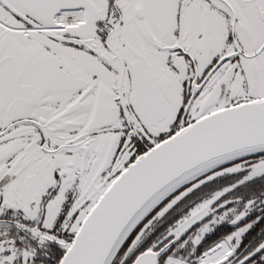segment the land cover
<instances>
[{
    "label": "snow or ice",
    "instance_id": "snow-or-ice-1",
    "mask_svg": "<svg viewBox=\"0 0 264 264\" xmlns=\"http://www.w3.org/2000/svg\"><path fill=\"white\" fill-rule=\"evenodd\" d=\"M0 264H264V0H0Z\"/></svg>",
    "mask_w": 264,
    "mask_h": 264
}]
</instances>
